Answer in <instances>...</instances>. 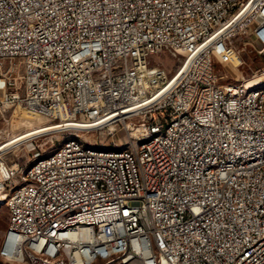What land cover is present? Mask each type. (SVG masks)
Masks as SVG:
<instances>
[{
  "label": "built area",
  "instance_id": "built-area-1",
  "mask_svg": "<svg viewBox=\"0 0 264 264\" xmlns=\"http://www.w3.org/2000/svg\"><path fill=\"white\" fill-rule=\"evenodd\" d=\"M241 35L264 44V0H0V113L82 125L44 135L133 141L122 158L65 145L63 159L29 175L0 157V198L21 217L3 233L0 249L16 250L5 258L22 259L33 237L70 219L48 246L68 264H146L147 239L163 264H264V161L251 162L262 153L264 96L230 100L244 83L220 84L213 63ZM158 56L177 62L172 73ZM155 129L166 137L136 154V139ZM232 155L246 166L222 168ZM21 177L27 191L10 192ZM77 216L87 226H74Z\"/></svg>",
  "mask_w": 264,
  "mask_h": 264
},
{
  "label": "bare ground",
  "instance_id": "bare-ground-1",
  "mask_svg": "<svg viewBox=\"0 0 264 264\" xmlns=\"http://www.w3.org/2000/svg\"><path fill=\"white\" fill-rule=\"evenodd\" d=\"M70 7H77V0H70ZM261 76L264 77V71H262ZM253 94L256 96H264V82L261 81L260 83H254L251 85L241 84L238 92H230V100L244 99V96H251ZM195 108L196 101H189L187 113H195ZM202 122H210V115H202ZM67 126L81 127L82 125L62 123L60 125H46L31 129L11 139L6 146L1 145L0 151L10 145L23 143L24 141H29L45 132L59 130L66 128ZM165 137V129L150 130L148 134H144L136 139V154H143L144 148L155 145L156 142L163 140ZM256 141H264V133H256ZM65 145H71L72 147L78 148L79 152L90 154L91 157L108 156L110 158H122L126 156L127 150H133L132 140H127V144L124 148H117V145L112 143L113 147L102 149L86 145L78 136H70L52 154L34 163L23 175H29V171H46V164L51 160L63 159L65 156ZM261 152L262 153L251 154V162L264 161V142H262L261 145ZM242 166H246L244 155H232L228 160H221V167L226 168L227 170H235V168H240ZM209 170L210 172H217L218 162L209 163ZM257 177L258 170H250L248 172V179H256ZM27 184L28 177H21L20 182H13L10 184V192L27 191ZM2 204L8 208V198H0V206ZM18 224H21V217H18V213L8 211L7 228H14ZM87 224L88 216H77L74 219V226L85 227ZM140 225L148 226V218L140 217ZM68 227H71V220L62 219L61 222H59V226H53L52 228L45 230L40 237H33L32 244H26L22 248V259L5 258L16 257L15 249H0V264H47L48 257H50V264H68V252L61 251V247H52V254H55V256H50V248H48L49 244L56 240L59 235L64 233V231H68ZM32 261H36V263H32ZM98 263L108 264V257L98 256ZM87 264H96V258L87 259ZM146 264H163L162 250H155L154 239H147Z\"/></svg>",
  "mask_w": 264,
  "mask_h": 264
},
{
  "label": "rangeland",
  "instance_id": "rangeland-1",
  "mask_svg": "<svg viewBox=\"0 0 264 264\" xmlns=\"http://www.w3.org/2000/svg\"><path fill=\"white\" fill-rule=\"evenodd\" d=\"M220 50L225 53L226 58L218 57L217 54L213 57L214 71L220 84L242 82L244 85H251L264 82V77L261 76L262 71H264V44L254 36L241 35L233 39L230 44L223 45ZM154 59L156 62L163 63L169 73L174 71L177 64L176 61L168 57L161 58L158 56ZM18 87L17 90L20 94L22 88L20 85ZM57 123L59 122L34 117L21 107H11L6 112L0 113V146H6L11 139L28 130ZM70 136L74 137V131L43 134L23 143L10 145L0 151L1 161L9 166L25 163V168H22L23 175L34 163L52 154ZM86 137L88 139L79 138L86 145L95 148L113 147L110 143L112 141L117 144V148H124L127 144V140L123 138V133L108 136L105 133L102 135L95 132L86 135ZM7 226L8 211L6 206L2 204L0 206V242Z\"/></svg>",
  "mask_w": 264,
  "mask_h": 264
}]
</instances>
